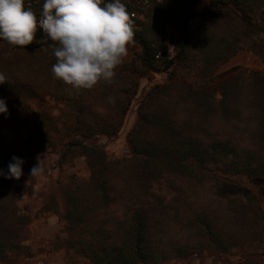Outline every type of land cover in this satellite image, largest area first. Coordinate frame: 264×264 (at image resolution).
<instances>
[{
  "label": "rangeland",
  "instance_id": "rangeland-1",
  "mask_svg": "<svg viewBox=\"0 0 264 264\" xmlns=\"http://www.w3.org/2000/svg\"><path fill=\"white\" fill-rule=\"evenodd\" d=\"M210 1L161 3L170 5L181 17L195 7L189 29L198 47L193 58L177 64L173 73L181 84L191 83L204 93L196 100H186L184 106L180 97L157 104L169 115L179 112L195 118L203 126L206 140L229 142L237 150L236 156L231 157L230 165L219 160L206 163L202 169L195 166L189 178L175 177L164 188L167 195L163 198L169 206L153 217L151 237L156 259L150 264H264V0L250 1L253 12L247 17L248 23L222 11L209 15ZM25 4L40 6L43 0H25ZM136 7L141 22L138 31L147 36L154 28L160 43L168 48V56L175 58L181 40L179 28L165 20L152 23L151 8L137 2ZM218 45L217 55L206 62L204 50L214 51ZM140 53L138 44H130L114 83L102 82L91 90L69 95L65 88L70 86L53 78L51 67L56 58L51 49L29 53L0 40V73L23 86L21 93L14 94L8 83L0 85V99L8 108V114H0V135L8 141L25 140L38 125L35 114L48 107L56 114L61 111L62 118H70L81 108L82 118L121 117L132 79L120 70L137 64ZM168 77L167 73H150L139 79L138 95L124 117L121 132L114 137L99 135L87 144L99 146L112 160L131 158L127 137L138 118V103L151 87L169 82ZM28 88L43 96V107L39 100L29 98ZM200 98L207 100V108L198 107ZM66 154L62 147H47L38 154L43 172L16 183L22 190L19 207L30 217V237L7 257H0V264H91L69 247L66 198L62 194L65 184L88 181L91 172L86 158L77 151ZM236 163L254 173L237 172ZM92 198L88 195L87 201L92 202ZM87 213L94 217L103 212L93 205ZM125 213V208L113 211L108 220L122 229Z\"/></svg>",
  "mask_w": 264,
  "mask_h": 264
},
{
  "label": "trees",
  "instance_id": "trees-1",
  "mask_svg": "<svg viewBox=\"0 0 264 264\" xmlns=\"http://www.w3.org/2000/svg\"><path fill=\"white\" fill-rule=\"evenodd\" d=\"M250 1L211 0L208 14L222 11L248 23L247 17L253 12ZM109 2L112 0H104L105 4ZM122 3L129 13H137V17L133 18L134 38L131 44H138L141 53L137 56V64L122 66L120 70L132 79L128 102L121 108V117L82 118L80 114L84 109L81 108L70 118H62L60 110V114H56L48 107L35 114L38 125L25 140L8 141L0 135V169L4 170L5 176L13 156L25 161L19 180L0 176L1 258L17 250L30 237V217L19 207L22 190L16 183L33 178L31 169L37 164L38 154L47 147H62L64 155L77 151L87 160L91 172L89 180L65 184L62 194L66 198L63 199L66 202L65 221L70 232L69 247L76 249L91 264H150L155 261L156 249L153 247L151 228L155 214L169 206L163 198L167 195L164 188L172 184L175 177L189 178L195 166L202 169L206 163H217L219 160L228 165L233 164L231 157L236 156L234 153L237 150L229 142L206 140L204 128L195 118H188L179 112L177 116L169 115L166 109H161L157 104L162 100L180 97L183 99L180 104L184 106L186 100H196L204 93L202 88L197 89L191 83L181 84L183 82L178 81L173 73L177 70V64L182 65L193 58V51L198 47V44L193 43L194 32L189 29L194 5L184 12V17L176 14L170 5L148 7L153 12L150 18L152 23L165 20L179 28L181 40L178 53L175 58H170L167 46L160 43V36L155 30L153 32L154 28L147 36L143 31H138L141 22L135 10L136 2L126 0ZM30 7L39 17L42 5ZM262 32L264 35V30ZM42 38L43 30L38 29L37 40ZM215 48L214 51L209 48L204 50L206 62L217 55L219 45ZM43 49L50 48L33 42L24 46L23 50L32 53ZM159 53L161 57L158 59ZM150 73H167L169 82L154 85L143 93L138 103V118L127 137L131 158L112 160L99 146L88 145V140L99 135L114 137L121 132L126 120L124 117L138 95V80ZM6 85L14 94L23 91V86L15 82ZM177 88H183L182 92ZM26 91H30L29 98L39 100L43 107L46 101L42 95L36 94V90L31 88ZM186 106L188 108L190 104L186 103ZM199 106L207 108V100L201 99ZM234 167L239 173H254L246 165L236 163ZM88 195L93 196L92 202L87 201ZM93 205L103 213L87 216V211ZM121 208L128 212L124 214L122 229L108 220L113 211Z\"/></svg>",
  "mask_w": 264,
  "mask_h": 264
},
{
  "label": "clouds",
  "instance_id": "clouds-1",
  "mask_svg": "<svg viewBox=\"0 0 264 264\" xmlns=\"http://www.w3.org/2000/svg\"><path fill=\"white\" fill-rule=\"evenodd\" d=\"M134 16L121 0L106 4L104 0H43L39 17L25 0H0V40L20 49L33 42L47 45L56 58L53 78L70 86L65 88L69 95L80 94L102 82H115L117 68L133 42ZM38 29L43 30L40 40ZM10 82L0 73V84ZM0 114H8L4 99H0ZM36 159L31 178L43 172L41 156ZM24 163L13 156L7 175L0 169V176L19 180Z\"/></svg>",
  "mask_w": 264,
  "mask_h": 264
},
{
  "label": "built area",
  "instance_id": "built-area-1",
  "mask_svg": "<svg viewBox=\"0 0 264 264\" xmlns=\"http://www.w3.org/2000/svg\"><path fill=\"white\" fill-rule=\"evenodd\" d=\"M134 1L146 8L152 6L154 3L161 4L163 2V0H134ZM132 13H135V16L133 18H136L137 13L136 12H132ZM160 57H161V54L159 53L157 55V58L159 59Z\"/></svg>",
  "mask_w": 264,
  "mask_h": 264
}]
</instances>
